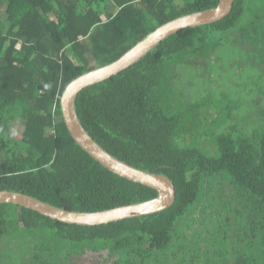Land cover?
Here are the masks:
<instances>
[{
  "label": "trees",
  "instance_id": "1",
  "mask_svg": "<svg viewBox=\"0 0 264 264\" xmlns=\"http://www.w3.org/2000/svg\"><path fill=\"white\" fill-rule=\"evenodd\" d=\"M217 2L0 0V189L75 211L155 197V189L111 172L73 140L59 97L70 80L115 60L160 24ZM228 37L264 60V0H234L222 19L167 36L76 96L77 116L100 146L171 180L170 207L77 225L0 204V264H74L86 252H106L113 264H264V103L254 102L247 126L213 135L195 116L219 115L211 89L201 109L190 80ZM256 77L264 84V71ZM216 241L221 246L209 249Z\"/></svg>",
  "mask_w": 264,
  "mask_h": 264
},
{
  "label": "water",
  "instance_id": "2",
  "mask_svg": "<svg viewBox=\"0 0 264 264\" xmlns=\"http://www.w3.org/2000/svg\"><path fill=\"white\" fill-rule=\"evenodd\" d=\"M233 1L218 0L215 7L182 14L160 24L115 60L90 69L70 80L59 97L61 116L73 140L111 172L155 189L157 191L155 197L99 211H75L46 203L22 192L0 189V204H17L52 219L77 225L106 224L152 214L170 207L175 200V189L171 180L166 175L131 166L100 146L82 126L75 110V99L85 87L130 67L167 36L187 27L200 26L222 19L231 11Z\"/></svg>",
  "mask_w": 264,
  "mask_h": 264
},
{
  "label": "rangeland",
  "instance_id": "3",
  "mask_svg": "<svg viewBox=\"0 0 264 264\" xmlns=\"http://www.w3.org/2000/svg\"><path fill=\"white\" fill-rule=\"evenodd\" d=\"M4 4L0 8L2 12ZM206 68L198 67L194 70L190 84L194 86L196 94L194 98L198 99L201 109L206 105L205 96L207 89H211L212 103L214 106H220L218 117L210 119V116H215L212 113L206 116L207 110H198L197 117H201V128H209V132L217 133L222 130H227L232 126L241 129L247 126L251 119L248 117L252 111L254 102L259 100V103H264L261 87L264 85L261 81H255L257 73L264 71V60L261 56H252L244 50L237 49L231 42V37L223 39L222 43L215 50L212 58L208 61ZM185 74L188 71H184ZM183 73V76H185ZM252 78V79H251ZM184 79V78H183ZM186 79V77H185ZM257 102V101H256ZM211 103V104H212ZM206 125H203V122ZM210 121V122H209ZM220 124V125H219ZM219 125V127H218ZM21 127L15 125L13 128V137L18 138ZM220 223H223L220 221ZM217 225V224H216ZM218 231V230H216ZM210 238V231H206ZM210 232V233H209ZM216 241V245H210L209 249H218L221 245ZM3 247V246H0ZM223 248V246H222ZM229 245H227V250ZM214 249V250H215ZM227 259H232L233 256L228 250L226 252ZM105 262L101 263V260ZM74 264H113L112 260L107 258L106 252L91 253L86 252L84 255L75 259Z\"/></svg>",
  "mask_w": 264,
  "mask_h": 264
}]
</instances>
